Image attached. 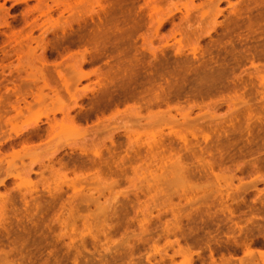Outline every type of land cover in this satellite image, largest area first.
Here are the masks:
<instances>
[{
    "label": "rangeland",
    "instance_id": "1",
    "mask_svg": "<svg viewBox=\"0 0 264 264\" xmlns=\"http://www.w3.org/2000/svg\"><path fill=\"white\" fill-rule=\"evenodd\" d=\"M0 264H264V0H0Z\"/></svg>",
    "mask_w": 264,
    "mask_h": 264
},
{
    "label": "bare ground",
    "instance_id": "2",
    "mask_svg": "<svg viewBox=\"0 0 264 264\" xmlns=\"http://www.w3.org/2000/svg\"><path fill=\"white\" fill-rule=\"evenodd\" d=\"M136 150V149H135ZM139 151V150H138ZM148 152V151H147ZM133 153V152H132ZM139 156V155H138ZM139 157H141V156H139ZM145 157V156H144ZM94 161V160H93ZM95 162V161H94ZM96 172V171H95ZM100 173V172H99ZM97 175V174H96ZM81 176H82V174H81ZM99 176V175H98ZM97 177V176H96ZM102 178V177H101ZM254 257V256H253Z\"/></svg>",
    "mask_w": 264,
    "mask_h": 264
}]
</instances>
